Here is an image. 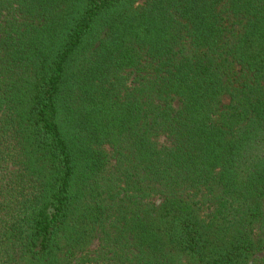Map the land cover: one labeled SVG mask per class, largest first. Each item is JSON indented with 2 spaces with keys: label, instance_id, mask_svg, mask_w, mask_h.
Returning <instances> with one entry per match:
<instances>
[{
  "label": "trees",
  "instance_id": "1",
  "mask_svg": "<svg viewBox=\"0 0 264 264\" xmlns=\"http://www.w3.org/2000/svg\"><path fill=\"white\" fill-rule=\"evenodd\" d=\"M0 264H264V0H0Z\"/></svg>",
  "mask_w": 264,
  "mask_h": 264
},
{
  "label": "rangeland",
  "instance_id": "2",
  "mask_svg": "<svg viewBox=\"0 0 264 264\" xmlns=\"http://www.w3.org/2000/svg\"><path fill=\"white\" fill-rule=\"evenodd\" d=\"M229 102L228 98H224V104H227ZM99 248V240H96L91 248V252H95Z\"/></svg>",
  "mask_w": 264,
  "mask_h": 264
}]
</instances>
